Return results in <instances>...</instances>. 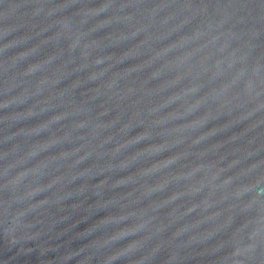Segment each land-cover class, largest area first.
Returning <instances> with one entry per match:
<instances>
[{
    "label": "water",
    "instance_id": "obj_1",
    "mask_svg": "<svg viewBox=\"0 0 264 264\" xmlns=\"http://www.w3.org/2000/svg\"><path fill=\"white\" fill-rule=\"evenodd\" d=\"M0 264H264V0H0Z\"/></svg>",
    "mask_w": 264,
    "mask_h": 264
}]
</instances>
